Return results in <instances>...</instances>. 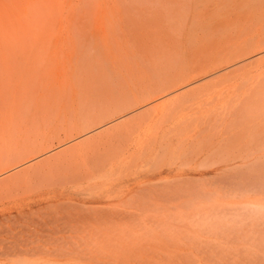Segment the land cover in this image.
<instances>
[{
    "label": "rangeland",
    "instance_id": "374dc122",
    "mask_svg": "<svg viewBox=\"0 0 264 264\" xmlns=\"http://www.w3.org/2000/svg\"><path fill=\"white\" fill-rule=\"evenodd\" d=\"M0 264H264V0H0Z\"/></svg>",
    "mask_w": 264,
    "mask_h": 264
},
{
    "label": "bare ground",
    "instance_id": "6f19581e",
    "mask_svg": "<svg viewBox=\"0 0 264 264\" xmlns=\"http://www.w3.org/2000/svg\"><path fill=\"white\" fill-rule=\"evenodd\" d=\"M71 1H72V0H71ZM63 14H64V13H63ZM63 16H64V15H63ZM63 18H64V17H63ZM51 20H52V19H51ZM64 20H65V19H64ZM246 59H247V58H246ZM246 59H245V60H246ZM242 66H243V65H242ZM222 70H223V69H222ZM215 71H216V70H215ZM218 72H219V71H218ZM161 99H162V98H161ZM128 115H129V114H128ZM123 117H124V116H123ZM109 124H110V123H109ZM106 125H107V124H106ZM57 149H58V148H57ZM54 151H55V150H54ZM46 154H47V153H46ZM59 154H60V153H59ZM54 156H55V155H54ZM57 156H58V155H57ZM57 156H55L53 159H56ZM57 158H58V157H57ZM56 160L58 161V160H60V158H59V159H56ZM54 162H55V160H54ZM30 163H31V162H30ZM27 164H28V162H27ZM46 164H47V163H46ZM48 166L50 167V165H46V167H48ZM41 167H43V166H41ZM42 169H43V168H42ZM89 170H90V169H89ZM40 220H41V219H40ZM53 221H54V220H53ZM10 222H11V221H10ZM42 223H43V222H42ZM17 224H18V223H17ZM61 224H62V223H61ZM14 225H15V224H14ZM21 225H22V224H21ZM14 227H15V226H14Z\"/></svg>",
    "mask_w": 264,
    "mask_h": 264
}]
</instances>
